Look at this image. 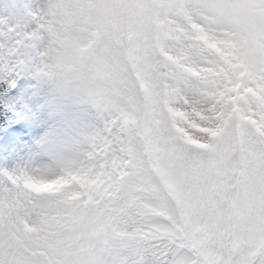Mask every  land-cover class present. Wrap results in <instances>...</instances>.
Wrapping results in <instances>:
<instances>
[{
    "label": "clouds",
    "instance_id": "obj_1",
    "mask_svg": "<svg viewBox=\"0 0 264 264\" xmlns=\"http://www.w3.org/2000/svg\"><path fill=\"white\" fill-rule=\"evenodd\" d=\"M237 2L87 0V6H74L70 0H53L55 25L64 27L68 17H90L105 26L104 72L93 80L99 94L83 99L104 119L118 118L117 131L130 146L127 154L143 190L135 203L115 218L112 249L123 239L143 238L149 242L145 264H173L182 250L190 254L193 264H205V257L187 245L185 231H181L190 221L202 220L205 213L198 211L189 217L161 181L156 166L172 167L169 148L184 151L191 147L186 137L203 133L204 129L196 126L204 119L200 113L222 89L240 107L231 113H217L213 106L206 121L214 123V139L221 149L220 182L230 186L232 174L251 172L256 165L264 167V14L242 25L231 7ZM80 4L81 0H75V5ZM108 4L123 7L108 11ZM8 7V3L3 5ZM250 104L257 109L254 120L248 116ZM84 147L85 137L70 144L69 158L54 165L50 175L59 176L65 167L80 160ZM52 185L59 188L61 181ZM183 187L191 190L189 183ZM226 209L227 201L222 207ZM253 224L251 215L237 224L243 234L233 252L236 256L256 255L257 264H264V251H256L258 243L264 244V232L255 231ZM210 245L215 246V241ZM42 247L40 224L24 221L22 230L6 237L4 253L21 264H43L41 257L47 253ZM109 254L92 243L82 247L78 259L80 264L89 259L105 264Z\"/></svg>",
    "mask_w": 264,
    "mask_h": 264
},
{
    "label": "snow or ice",
    "instance_id": "obj_2",
    "mask_svg": "<svg viewBox=\"0 0 264 264\" xmlns=\"http://www.w3.org/2000/svg\"><path fill=\"white\" fill-rule=\"evenodd\" d=\"M74 6H87L81 0ZM53 0H10L8 8H0V126L9 115L29 116L37 101L32 94L43 83L77 92L80 96L98 95L93 80L103 75L105 26L93 18L68 17L64 27L55 25ZM122 5L108 4L113 11ZM231 7L242 25L264 14V0H239ZM251 8L254 14L243 16L239 10ZM46 33V35H45ZM87 35L86 39L81 37ZM97 54L94 56L93 53ZM26 83L31 87L22 92ZM231 86H229L230 88ZM231 113L239 108L232 95L222 89L212 104L201 113L204 119L196 126L204 131L186 137L191 147L184 151L168 149L172 167L156 166L161 181L189 217L202 211V220L190 221L185 231L187 245L205 257V264H257L256 255H234L242 231L237 224L246 216L254 220L253 228L264 232V167L256 165L251 172L232 174L233 183L220 182V166L214 123H207L210 109ZM257 109L250 104L248 116L254 120ZM103 120L102 128L85 137L80 160L64 168L59 176L39 173L27 168L5 172L6 183L0 185V264H21L5 255L6 237L11 238L24 227V221L39 223L43 238V264H80L84 245L95 243L110 254L105 264H145L148 241L143 238L123 239L112 249L113 222L123 210L131 207L143 190L139 173L134 169L130 146L118 132L119 121ZM26 130L24 125L9 131ZM150 131V130H149ZM201 141H204L201 146ZM213 156L212 159H202ZM59 180L54 192H43L42 184ZM189 183L190 191L183 185ZM32 193L36 194L35 198ZM227 201L226 211L222 210ZM230 243H225V241ZM215 241V246L210 242ZM256 251H264L258 243ZM87 264H101L89 259ZM173 264H193L187 251H178Z\"/></svg>",
    "mask_w": 264,
    "mask_h": 264
},
{
    "label": "rangeland",
    "instance_id": "obj_3",
    "mask_svg": "<svg viewBox=\"0 0 264 264\" xmlns=\"http://www.w3.org/2000/svg\"><path fill=\"white\" fill-rule=\"evenodd\" d=\"M6 3L10 0H0V8ZM239 12L246 17L254 14L251 8ZM29 87L28 83L23 85L22 92ZM32 99L37 101L36 109L29 116L16 117L0 137V185L6 183L5 172L14 173L23 168L51 174L54 165L69 158L70 144L74 145L79 137L90 136L103 126L102 118L75 91L43 83L40 90L32 94ZM18 125H24L26 130L9 131ZM40 189L54 192L57 187L42 184Z\"/></svg>",
    "mask_w": 264,
    "mask_h": 264
},
{
    "label": "trees",
    "instance_id": "obj_4",
    "mask_svg": "<svg viewBox=\"0 0 264 264\" xmlns=\"http://www.w3.org/2000/svg\"><path fill=\"white\" fill-rule=\"evenodd\" d=\"M16 119V117H13L11 115H9L7 117L6 123L3 126H0V137L3 134V132L9 128L11 126V124L13 123V121Z\"/></svg>",
    "mask_w": 264,
    "mask_h": 264
}]
</instances>
